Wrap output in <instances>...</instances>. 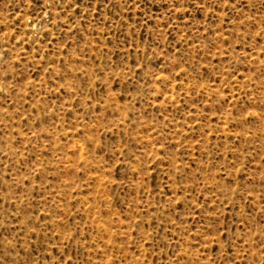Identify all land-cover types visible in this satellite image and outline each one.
I'll return each mask as SVG.
<instances>
[{"label":"rangeland","instance_id":"obj_1","mask_svg":"<svg viewBox=\"0 0 264 264\" xmlns=\"http://www.w3.org/2000/svg\"><path fill=\"white\" fill-rule=\"evenodd\" d=\"M0 264H264V0H0Z\"/></svg>","mask_w":264,"mask_h":264}]
</instances>
